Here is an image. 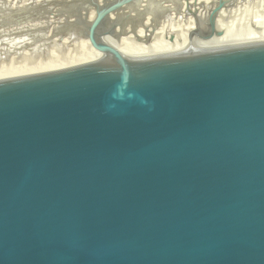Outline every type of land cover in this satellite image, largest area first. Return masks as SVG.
Here are the masks:
<instances>
[{"label":"water","instance_id":"obj_1","mask_svg":"<svg viewBox=\"0 0 264 264\" xmlns=\"http://www.w3.org/2000/svg\"><path fill=\"white\" fill-rule=\"evenodd\" d=\"M165 1L0 6L17 49L68 36L104 53L0 79V264H264V40L130 57L104 39L127 4L137 27Z\"/></svg>","mask_w":264,"mask_h":264},{"label":"rangeland","instance_id":"obj_2","mask_svg":"<svg viewBox=\"0 0 264 264\" xmlns=\"http://www.w3.org/2000/svg\"><path fill=\"white\" fill-rule=\"evenodd\" d=\"M34 1L40 3L48 1L55 11L60 7L64 9L69 7V4L65 6L57 4L65 0H0V6L6 3L13 9H18ZM154 1L144 0L142 6H147ZM221 1L223 6L215 13L214 31L200 39L197 37L193 39L191 33L197 32L198 24L205 25L208 16ZM163 6L167 10L166 13H162L159 24L155 15H146L139 26L134 28L130 25L118 40H112L113 48L122 54H130L145 48L147 50L174 48L201 40L245 38L264 32V0H177V3L176 0H167ZM128 7V4L124 6V8ZM139 8L142 9V7ZM132 12L133 15L136 13L135 10ZM94 15L90 13L89 19H93ZM53 19H51L52 24L56 22V19ZM44 26L46 23L36 25V28L41 30ZM29 27L34 28L31 24ZM15 30L12 29V31ZM216 30H221L222 34L216 36ZM136 35L140 37V41L136 39ZM171 36L173 41H170ZM7 38H0V74L39 72L81 61L97 60L104 55L95 41L90 39L74 40L65 36L60 40L48 39L51 41H48L47 45L20 50V48L17 49L19 44H15V41L21 42V38L14 39L15 41Z\"/></svg>","mask_w":264,"mask_h":264},{"label":"bare ground","instance_id":"obj_3","mask_svg":"<svg viewBox=\"0 0 264 264\" xmlns=\"http://www.w3.org/2000/svg\"><path fill=\"white\" fill-rule=\"evenodd\" d=\"M140 5H142V2H144V0H140ZM156 1V0H155ZM154 1V2H155ZM170 1V0H169ZM152 4V3H151ZM150 3H148V5L150 6L151 5ZM129 7L128 8H122L121 10H118L116 13L120 12L121 13H125V12H129L130 10V6L132 5L131 3L128 4ZM134 6H136L135 4H133ZM133 6V7H134ZM137 7H134L132 10L134 11V9H136ZM147 8V7H146ZM131 10V11H132ZM136 12V11H135ZM90 13H94V11L90 10L89 12V15ZM133 13V12H132ZM153 15H155L157 18V20L161 19L163 14H161V16H158L157 14L155 13H152ZM89 15H88V21L91 20L89 19ZM134 20L130 21V25L135 22L137 20V13L134 14ZM149 15V14H148ZM115 17V14L112 15L111 18H114ZM145 18V17H144ZM143 18V20H144ZM129 25V26H130ZM128 26V27H129ZM136 28V27H134ZM118 31V29L114 30V32L116 33ZM217 31H221V30H216L215 31V35L216 36H220V35H217L216 32ZM124 34V33H123ZM122 34V35H123ZM121 35V36H122ZM197 35V32L196 33H191V37L193 39H196V36ZM120 36V37H121ZM120 37L118 38H115L113 36H105L104 39L111 44L112 46V40H118ZM198 38V37H197ZM84 39V38H82ZM136 39L138 41H140V37L136 35ZM200 39V37H199ZM85 40H88V39H85ZM261 40H264V32H261L259 34H257L256 36H247L245 38H233V39H224V38H215L213 40H210V41H206V40H201V41H197L195 43H190V44H186L184 46H178V47H174V48H161V49H142V50H138L137 52H134V53H128V54H124L126 56H130V57H143V56H150V55H158V54H166V53H176V52H180V51H183V50H188V49H192V48H199V47H218V46H231V45H236V44H242V43H248V42H256V41H261ZM170 41H173V36L170 37ZM113 47V46H112ZM101 57L97 58V60H89V61H81V62H78V63H74V64H69V65H66V66H59V67H55V68H52V69H49V70H43V71H39V72H34V71H28V72H24V73H11V74H0V79H7V78H13V77H18V76H27V75H33V74H37V73H42V72H48V71H53V70H59V69H65V68H70V67H75V66H80V65H84V64H88V63H92V62H95V61H98Z\"/></svg>","mask_w":264,"mask_h":264}]
</instances>
